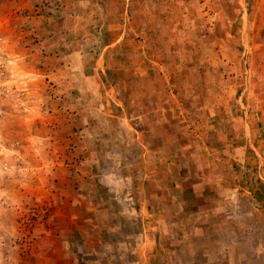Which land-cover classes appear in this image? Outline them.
Returning a JSON list of instances; mask_svg holds the SVG:
<instances>
[{
  "label": "rangeland",
  "instance_id": "374dc122",
  "mask_svg": "<svg viewBox=\"0 0 264 264\" xmlns=\"http://www.w3.org/2000/svg\"><path fill=\"white\" fill-rule=\"evenodd\" d=\"M0 264H264V0H0Z\"/></svg>",
  "mask_w": 264,
  "mask_h": 264
}]
</instances>
